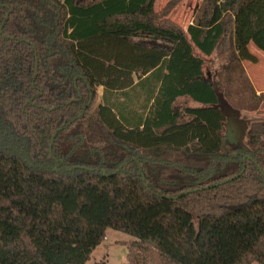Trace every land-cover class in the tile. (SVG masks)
I'll return each mask as SVG.
<instances>
[{"label": "trees", "instance_id": "16d2710c", "mask_svg": "<svg viewBox=\"0 0 264 264\" xmlns=\"http://www.w3.org/2000/svg\"><path fill=\"white\" fill-rule=\"evenodd\" d=\"M183 1L0 0V264H86L108 229L125 264H264V119L227 152L204 70L259 62L264 0L186 29Z\"/></svg>", "mask_w": 264, "mask_h": 264}, {"label": "rangeland", "instance_id": "374dc122", "mask_svg": "<svg viewBox=\"0 0 264 264\" xmlns=\"http://www.w3.org/2000/svg\"><path fill=\"white\" fill-rule=\"evenodd\" d=\"M169 0H156V11H160ZM202 0H185L171 13L170 19L186 29L193 21ZM251 52L259 62H242L229 69L223 65L226 57L213 55L205 58L204 70L207 80L217 89L220 107L227 116L223 130L224 149L228 152L236 145L246 144V130L255 121L264 119V103L260 94L264 92V53L251 46ZM103 89L97 88L95 106L102 103ZM130 235L112 229L106 231L105 240L90 254L86 264L105 261L107 264L127 262V243Z\"/></svg>", "mask_w": 264, "mask_h": 264}, {"label": "water", "instance_id": "95a60500", "mask_svg": "<svg viewBox=\"0 0 264 264\" xmlns=\"http://www.w3.org/2000/svg\"><path fill=\"white\" fill-rule=\"evenodd\" d=\"M260 172H261V174L264 176V172H263L262 170H260ZM103 174H105V173L103 172Z\"/></svg>", "mask_w": 264, "mask_h": 264}, {"label": "crops", "instance_id": "0c3cea01", "mask_svg": "<svg viewBox=\"0 0 264 264\" xmlns=\"http://www.w3.org/2000/svg\"><path fill=\"white\" fill-rule=\"evenodd\" d=\"M101 97H102V95H101ZM191 105H192V106H195L196 104H195V103H194V104L192 103Z\"/></svg>", "mask_w": 264, "mask_h": 264}]
</instances>
